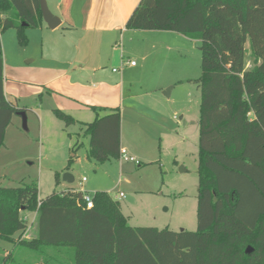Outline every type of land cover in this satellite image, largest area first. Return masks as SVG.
<instances>
[{
	"label": "trees",
	"instance_id": "obj_1",
	"mask_svg": "<svg viewBox=\"0 0 264 264\" xmlns=\"http://www.w3.org/2000/svg\"><path fill=\"white\" fill-rule=\"evenodd\" d=\"M40 1L0 0V149L13 115L25 111L5 96L1 34L14 28L25 45V29L43 23ZM125 27L201 43L196 231L132 227L106 192L86 209L82 192L39 199L36 183L0 187V240L13 245L0 249V264H264V0H141ZM92 109L106 114L84 124L86 160L119 159L120 109ZM22 212L36 213L27 238Z\"/></svg>",
	"mask_w": 264,
	"mask_h": 264
},
{
	"label": "rangeland",
	"instance_id": "obj_2",
	"mask_svg": "<svg viewBox=\"0 0 264 264\" xmlns=\"http://www.w3.org/2000/svg\"><path fill=\"white\" fill-rule=\"evenodd\" d=\"M35 28L25 29V45L19 43L14 28L1 34L5 94L11 103L25 109L26 121L24 127L21 116L15 114L5 131L0 149V187L36 183L39 199L53 192L83 191L92 196L106 192L119 203L132 227L196 231L200 106L196 82L202 76L201 43L165 31H135L124 41L118 39L112 54L122 52L124 59L136 67L120 69V62L112 60L102 66L99 74L102 81L125 85L124 100L119 106L122 134L130 144L127 156H133L138 163L112 159L98 164L86 160L89 138L84 136L81 125L66 127L52 114L53 109H60L56 105L73 102L72 97L47 93L34 80L68 59L67 54L56 51L48 55L44 51L46 36L42 37ZM30 32H36L31 39ZM59 38L57 45L65 42ZM245 48L246 68L250 69L253 60L248 41ZM134 68L141 70L134 73ZM77 76L71 81L78 84L81 79ZM75 92H79L78 88ZM74 145L75 158L70 148ZM70 159L74 162L68 166ZM65 172L73 176L72 183L62 180ZM56 173L60 174L57 183ZM119 193L125 197L117 198ZM32 232L27 228L24 237ZM0 249L10 251L13 245L0 240ZM26 257L36 261L30 254Z\"/></svg>",
	"mask_w": 264,
	"mask_h": 264
},
{
	"label": "crops",
	"instance_id": "obj_3",
	"mask_svg": "<svg viewBox=\"0 0 264 264\" xmlns=\"http://www.w3.org/2000/svg\"><path fill=\"white\" fill-rule=\"evenodd\" d=\"M45 1L49 10L55 16L59 17L61 23L57 28L51 30L43 22L35 28L34 31L40 32L42 37L46 36L47 44L44 51L48 55L54 54L56 51L60 55L67 54L68 59L61 67L42 73L34 77V80L39 86H42L47 93L51 92L54 94L59 92V94L72 97L71 99L73 102H62L56 105V107H59L61 111L71 116L79 123L84 134L86 129L84 124L91 123L97 117L106 114V111H100L97 114L92 108H119L124 100V95L122 94L125 85H123V83H108L102 81L101 74L99 73L102 66L111 64L112 60L120 62V69L130 66L126 63L129 60L124 59L122 52L119 55H113L111 49L113 45L117 44L118 39L124 41L128 35H131L130 33H135V30L126 29L125 25L141 0ZM34 33L36 32H30V36L28 35L30 39L36 35H34ZM57 33H60V36H56ZM59 37L65 40V42L57 45V43H59ZM107 50H109V52H107ZM142 56H144L142 58V60H144L146 56ZM66 66L71 68L68 72L64 70L67 68ZM131 67H136V65ZM111 70L115 73V71H113L115 70L114 68ZM139 71L135 69L134 73H139ZM76 75H78L77 78L81 79V83L77 84L71 81ZM76 88H78L79 92H75ZM120 147V149L125 150L127 155L128 150H130V144L123 139L122 125H120ZM70 148L72 149V147ZM135 154L138 156L139 152L136 151ZM72 155V157H76L75 154ZM130 158H133V156ZM21 215L29 221L28 228H32L36 213L22 212Z\"/></svg>",
	"mask_w": 264,
	"mask_h": 264
},
{
	"label": "water",
	"instance_id": "obj_4",
	"mask_svg": "<svg viewBox=\"0 0 264 264\" xmlns=\"http://www.w3.org/2000/svg\"><path fill=\"white\" fill-rule=\"evenodd\" d=\"M40 11H41V15H42V20L47 25V27L49 29L53 30V29L57 28L60 25L61 21H60L59 17L55 16L49 10V8H48L45 0H41L40 1ZM16 114L19 115V116H21L23 126L25 127L26 118H25L24 112L23 111H20V112H18ZM62 180L64 182H66V183H72L73 182V176L70 173L65 172L62 175ZM247 252H250V249L249 248L247 249Z\"/></svg>",
	"mask_w": 264,
	"mask_h": 264
},
{
	"label": "built area",
	"instance_id": "obj_5",
	"mask_svg": "<svg viewBox=\"0 0 264 264\" xmlns=\"http://www.w3.org/2000/svg\"><path fill=\"white\" fill-rule=\"evenodd\" d=\"M127 64H129L130 66H134L135 65V63L134 62H132V61H128V62H126ZM249 66V65H248ZM247 66V67H248ZM113 71H115V70H113ZM120 159H123V160H128V161H133V162H136V163H138L136 160H134L133 158H130V157H127V155H126V152H125V150L124 149H120ZM85 181V178H83L82 179V182H84ZM82 194H83V201H84V203L86 204L85 206V208L86 209H91L92 207H93V196L92 195H89V194H87V193H85V192H83L82 191ZM125 196H124V194L123 193H119L118 194V196H117V198H119V199H121V198H124ZM25 219V218H24ZM25 221H27L26 219H25Z\"/></svg>",
	"mask_w": 264,
	"mask_h": 264
}]
</instances>
